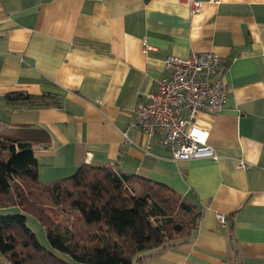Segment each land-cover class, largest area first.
<instances>
[{"label": "crops", "instance_id": "1", "mask_svg": "<svg viewBox=\"0 0 264 264\" xmlns=\"http://www.w3.org/2000/svg\"><path fill=\"white\" fill-rule=\"evenodd\" d=\"M197 52L220 57L227 89L220 112L195 120L216 159L174 161L134 111L166 57ZM12 92L58 104H8ZM0 136L31 145L43 182L110 167L196 205L191 239L133 264H264V0H0Z\"/></svg>", "mask_w": 264, "mask_h": 264}, {"label": "trees", "instance_id": "2", "mask_svg": "<svg viewBox=\"0 0 264 264\" xmlns=\"http://www.w3.org/2000/svg\"><path fill=\"white\" fill-rule=\"evenodd\" d=\"M8 104L57 106L50 94L12 92ZM29 143L0 136V256L7 264H133L150 250L188 241L198 226L196 205L163 184L110 167L81 165L43 182ZM32 217L51 250L26 226ZM59 218V219H57ZM60 218H67L63 222Z\"/></svg>", "mask_w": 264, "mask_h": 264}, {"label": "built area", "instance_id": "3", "mask_svg": "<svg viewBox=\"0 0 264 264\" xmlns=\"http://www.w3.org/2000/svg\"><path fill=\"white\" fill-rule=\"evenodd\" d=\"M201 4L192 1V13L197 14ZM220 65V57L211 52L192 53L188 58L166 57L163 67L168 76L156 82V90L148 95L146 103L137 105L132 127L147 138L159 135L174 161L215 160L206 144V132L195 125V120L201 113L216 114L223 108L227 89L220 77ZM240 166L246 167L243 163ZM217 219L224 223L223 216Z\"/></svg>", "mask_w": 264, "mask_h": 264}, {"label": "rangeland", "instance_id": "4", "mask_svg": "<svg viewBox=\"0 0 264 264\" xmlns=\"http://www.w3.org/2000/svg\"><path fill=\"white\" fill-rule=\"evenodd\" d=\"M8 213H6V211H0V215H7ZM59 219V218H57ZM66 220H68L67 218H60V220H62L63 222ZM26 226L34 233L36 239L38 240L39 244L42 245L44 248L51 250L49 247V244L47 242V238H46V233L45 230L43 229V227L36 221L34 220L32 217H28L26 219ZM53 251V250H51ZM54 252V251H53ZM54 254L56 256H58L59 258L67 261L69 264H79V263H75L74 261H72L67 255L58 253V252H54Z\"/></svg>", "mask_w": 264, "mask_h": 264}]
</instances>
